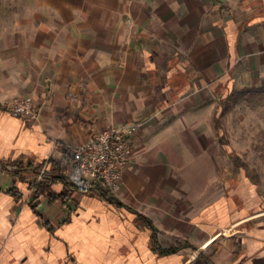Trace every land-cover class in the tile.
I'll return each mask as SVG.
<instances>
[{"label": "crops", "instance_id": "obj_1", "mask_svg": "<svg viewBox=\"0 0 264 264\" xmlns=\"http://www.w3.org/2000/svg\"><path fill=\"white\" fill-rule=\"evenodd\" d=\"M263 80L264 0H0V264H264V192L216 128ZM20 96L35 122L5 109ZM123 124L139 130L110 193L155 232L80 191L30 204L44 162Z\"/></svg>", "mask_w": 264, "mask_h": 264}, {"label": "built area", "instance_id": "obj_2", "mask_svg": "<svg viewBox=\"0 0 264 264\" xmlns=\"http://www.w3.org/2000/svg\"><path fill=\"white\" fill-rule=\"evenodd\" d=\"M5 109L13 116L35 122L39 109L29 96L14 98ZM136 124H123L102 130L92 139L70 150L71 162L65 168L68 182L84 192L101 194L115 189L128 165L131 140L138 132ZM42 170L39 179L45 175Z\"/></svg>", "mask_w": 264, "mask_h": 264}, {"label": "rangeland", "instance_id": "obj_3", "mask_svg": "<svg viewBox=\"0 0 264 264\" xmlns=\"http://www.w3.org/2000/svg\"><path fill=\"white\" fill-rule=\"evenodd\" d=\"M264 80L257 86L241 85L237 87L230 98L228 107L222 118L224 127V141L230 142L238 154V161L247 170L251 178L261 187L264 192V90L262 88ZM233 163V162H232ZM235 165H232L234 168ZM15 172L20 166H10ZM45 175L39 179L42 170ZM36 178L27 181L29 191L34 190L37 184H51V166L48 161L44 162L37 171ZM71 189L70 197L75 192H82L91 197H102L95 192H84V190L67 183ZM45 198V197H42ZM103 198V197H102ZM41 199V198H40ZM30 200V199H29ZM37 200L35 196L30 200L34 204ZM109 203V202H108Z\"/></svg>", "mask_w": 264, "mask_h": 264}, {"label": "trees", "instance_id": "obj_4", "mask_svg": "<svg viewBox=\"0 0 264 264\" xmlns=\"http://www.w3.org/2000/svg\"><path fill=\"white\" fill-rule=\"evenodd\" d=\"M264 90V84L262 86V88H258V90ZM232 94H230L228 97H226L225 99H222L221 104L223 105V109L224 111L226 110V108L228 107V103H229V98L231 97ZM216 128H217V133L219 135V141L223 144L226 145L227 143L224 141V130L221 126L220 123V119L218 118L216 120ZM233 156L235 157V155L233 154ZM64 162L68 161L71 162L72 157L70 154V151H66L65 152V156H64ZM64 162L61 163H56L54 160H50V166H51V184H37L35 186V198L36 199H40L42 197H46L48 198L49 202L51 203H55L57 201L62 202L65 205H68L69 200H70V188L68 187V184L64 185V189L60 192L57 193L53 190V186L55 184H57L59 181H61V169L62 166L64 164ZM9 193L14 196L17 200H21L23 198V193L20 192L18 190V188L14 187L12 188ZM101 196L108 201L111 205L120 207V208H125L131 212H133L134 214L137 215V219L143 223H145L149 228H151L154 232L156 231L152 221L148 218H146L145 216H143L142 214H139L137 212H135L134 210H132L131 208L126 207L124 204H122L121 202H119L118 200H116L112 194L110 193V191L107 190H103L101 192ZM32 205V204H31ZM33 208H35V206H33ZM153 243L156 244L155 238L153 237ZM188 247H192V246H188ZM156 251L160 254V255H172L178 252V249L176 248H167V249H162V248H157Z\"/></svg>", "mask_w": 264, "mask_h": 264}]
</instances>
